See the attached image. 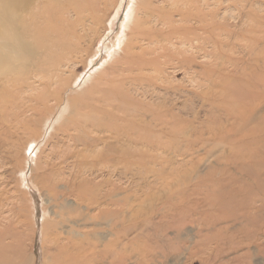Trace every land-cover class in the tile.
I'll return each mask as SVG.
<instances>
[{"label":"rangeland","instance_id":"1","mask_svg":"<svg viewBox=\"0 0 264 264\" xmlns=\"http://www.w3.org/2000/svg\"><path fill=\"white\" fill-rule=\"evenodd\" d=\"M118 2L120 7L115 11L113 7L111 8L110 19H105L101 25H98L96 27L97 32L91 33V39L86 41V45H83L85 50L88 48V55H83L75 63L77 66L75 74H71L74 70H70L66 71L63 76L62 90L65 92L60 98L75 99L76 106L68 105L66 100L64 102L61 100L59 104L55 103L54 100L49 101L48 110H43L36 117L31 116L35 119L38 118L37 120L43 118L41 124L38 125L39 127H33L35 131L32 128L33 131H28L29 133L26 135L14 136L15 138L10 141L6 149L0 148V196L4 198L3 203L5 202L6 205L3 209V215L8 216L9 210H18L13 215L15 218H12L14 222L16 221L15 223H18L20 220L18 212L26 211V208L32 211L34 202H37L40 208L39 221L36 219L37 213L35 218V214L34 216L33 214L28 215V212L31 211L24 212L28 217L31 215L30 218L33 221L30 218L28 220V217L26 218L25 222L28 223H24L26 225H23L22 229L25 235L23 239L18 238L19 243L23 244L26 254L35 260V264H46L43 261L45 254L50 252L49 249L53 247V245H49L52 244V241L49 242L50 240L58 235L63 238L69 237L67 234L70 231L69 226L67 224L62 225L60 221L69 219V217L78 221V216L83 212L84 214L80 215L79 218L90 216L85 224H81L79 221V226H87L82 232L91 234L88 239L93 242L89 243L86 239L87 253L99 252L105 255L103 253L105 252L106 255L107 253L109 255L110 249L115 250L108 243L110 244L109 239L114 231L112 226L117 225L123 231L122 236L127 235L122 240L123 245L120 244L119 248H116L122 259L119 264L145 263L144 256H141L142 252H145L147 258L152 259L149 264H203L199 255L191 261L189 251H185V249L191 242H195L192 240L194 234H197L196 242L198 243L199 233L208 232L209 228L204 225V217L220 214L218 208L214 209L210 206V202H215V195H211L208 185L215 184L219 176L207 178L209 168L216 167L217 164L223 168L228 164L227 167L232 173H239L238 168L242 164H247L243 160L250 157L254 151L263 149L264 154V131L261 130L262 127L251 130L252 133H247L243 138H239L240 140L234 145H227L224 148L215 145L220 141L222 135L220 132L224 128H233L235 117L240 122L242 121V103L249 104L248 107L245 106L246 115L251 114L253 109L255 113L264 111V0H199L200 30L198 33L193 32L195 26L192 24L177 23L175 18L177 25L175 28L179 29L181 33L179 38L182 40L173 39L171 43L163 42V44L162 37L157 36L158 39H161L158 48L149 44L148 41L140 42L136 46V50L134 49V53L139 54L138 57L140 58L136 62L122 55L124 52L122 49L125 48L123 42H126L125 34L116 36L120 32L119 25L126 13L128 0L127 2L126 0H116L115 5ZM153 2L158 6H163L166 10H170L175 3V6L183 5H180L181 3L176 0H173L172 4L169 3L171 0H153ZM44 21L41 24L42 35L32 34V37L36 36L37 38L30 39L33 46L42 44L46 37L58 39L56 36H52V32L56 29V23ZM150 27L155 30L158 27V30L164 31L167 28H163L161 25L155 26L156 28ZM65 32L66 30H62V35ZM147 32L145 34H148ZM115 37L116 43L110 45L111 41L109 40ZM90 40L91 43H89ZM182 42L184 43L181 44ZM155 50H157V55H151L150 53ZM95 53H98L96 62L104 58L109 60V63L102 70L96 71L98 67H93L90 64V58ZM160 55L169 57L167 58L169 65H164V60L159 59ZM142 59L154 63L148 70L139 72L135 69V64L142 62ZM139 74L142 76L141 79L153 80L155 86L149 88L147 86L142 87L140 84L135 85L132 79L137 78ZM83 80H85L83 85H80ZM67 82L68 87L66 88ZM38 85L36 83V90L29 93L33 97L43 93L42 86ZM93 89L101 91L103 94L106 93L108 98L111 93L118 95L120 92H126L135 102L162 101L167 103L166 105L172 113L184 119L187 129L195 127L199 130L198 144L195 146L191 144L193 149L188 147L183 149H144L143 147L129 149L123 147L118 149V155H112L108 149L101 148L103 143H98V149H85L76 145L68 140L67 134L63 132L70 126L69 132L72 133L70 129L76 122L83 128L84 123L91 119V114L88 115L89 111L83 109L81 105L88 100L94 91ZM29 94L28 97H30ZM253 94H260L259 99H253ZM87 95L88 97H86ZM26 106H29L28 102H26ZM77 106L81 109H77ZM73 110L74 113L71 114ZM29 114L31 113L27 114V118H30ZM52 117L54 120L53 123L50 122L51 129H48L46 128L48 124L45 122ZM59 118L62 122L66 120L65 123H62ZM69 123L71 124L68 125ZM58 126H62V128H57ZM54 127L56 131L53 130ZM107 135H105L106 137L101 135V138L108 139ZM189 135L193 136V134ZM205 141L209 143L204 145ZM29 142L33 143L29 144ZM111 159H114V162H111ZM31 168H34V171H31ZM257 169L264 170V166L261 165ZM246 170L242 172L253 177V173L249 169ZM200 177L202 179L210 178V180L200 183ZM68 180L79 186L80 184L85 185L87 192L90 190L91 193L99 192L103 195L105 203L102 212L108 216V220L98 219L99 211L96 208L83 207V211L79 206V200L77 201L73 196L68 197L69 194H66L68 193L66 190L62 192L68 185ZM31 182L35 183L32 184ZM55 184L58 188L55 187ZM51 194H56V199ZM171 198H175L174 201L177 200V202H172ZM48 199L50 200L49 203L47 202ZM203 201L204 203H202ZM54 202L59 206H56ZM229 202L230 200L227 199L224 204ZM12 203L14 204L13 207ZM117 204L120 206H116ZM49 206H53V208ZM43 207L49 210L48 212L46 210V219L43 215ZM74 207L77 211L73 210ZM220 209H223L222 205ZM50 210L58 211L57 216L48 214ZM233 210L234 208L229 204L221 213L228 215ZM86 211L88 215L85 214ZM97 213L98 215L95 217ZM190 216L195 222H190ZM43 217L44 223L50 225L49 228L47 227L49 234L42 228L45 226L42 224ZM90 218L92 219L90 220ZM199 218H202L201 224H199ZM99 220L100 223H98ZM53 223L57 224L56 228L52 226ZM30 224H32L31 229ZM51 226L52 228H50ZM178 226H181V233L179 234L176 230ZM28 230H31L32 233L30 234L31 231ZM192 231L193 233H191ZM10 233L13 234L11 229ZM44 233L47 234V237ZM97 236H103L100 238L101 241H98ZM104 238H107L109 242ZM101 246L104 248L101 249ZM197 246L199 247L195 243L194 248ZM181 252L184 253L181 254ZM245 252L254 254L257 249L255 245L250 247L245 245L238 250H231L228 255L223 257V260L227 262L235 255ZM108 255L106 258L102 257L99 264H111L112 260L109 259L110 255ZM260 255L259 258H256L255 255L252 262L264 264V253ZM107 259L109 260L107 261ZM245 260L251 259L246 258Z\"/></svg>","mask_w":264,"mask_h":264},{"label":"bare ground","instance_id":"2","mask_svg":"<svg viewBox=\"0 0 264 264\" xmlns=\"http://www.w3.org/2000/svg\"><path fill=\"white\" fill-rule=\"evenodd\" d=\"M176 1H179V3H181L180 5H183L175 6V3L170 10H166L163 6L161 7L154 4L153 0H128L126 13L122 19V23L119 25L120 32L116 35L118 37L125 34L126 42H123L125 48L124 50L122 49V51H124L122 53L124 57L131 58V60H135L136 62L137 59H140L138 57L139 54L136 52L134 53V49L136 50L138 43L148 41L149 44L158 48L161 44V39H158L157 36L160 38L162 37V43H171L173 39L182 40L179 38V36H181L179 29L175 28L177 26L175 24V18L177 19V23L192 24L195 26V30L193 31L195 34L199 32V0ZM115 3L116 0H0V148L6 149L10 144V141L15 138L14 136L18 137L21 134L26 135V133H29L28 131H33V127L37 128V126L41 124L43 118L37 120L38 118L35 119V117L43 110L49 109V101L54 100L55 103L59 104V102L61 103V100L63 102L66 100L60 98L65 92L62 90V84L64 81L63 76L65 72L74 70L71 74H75V69L77 67L75 63L78 62L83 55H88V48L85 50L83 45H86V41L91 39V33L97 32L96 27H98V25H101L105 19H110L111 8L113 7L115 11V9L120 7L119 2L117 5H115ZM169 3L172 4L173 0ZM55 9L57 10L55 11ZM50 10H52V13H50ZM44 20L53 24L56 23V29L52 32V36H56L58 39H49L46 37L42 44L33 46L30 39L37 38L36 36L32 37V34H37L38 36L42 35L43 30L41 29V24L45 22ZM157 25H161L163 28L167 27L166 31L158 30V27L160 26L157 27V30L150 27H155ZM62 30H66L64 35L61 33ZM145 31L148 34H145ZM109 41H111L109 43L110 45L116 43V37ZM91 42L92 41L90 40L89 43ZM156 52L157 50L150 54L154 55ZM97 56L98 53H95L90 58V64L93 65V67H98L96 71L102 70L103 67L109 63V60L105 58L96 62L95 59H97ZM167 58L169 57L166 55L159 56V59L164 60V65H169ZM153 63L154 62H151L150 60L146 61L142 59V62L135 64V69L139 72H143L151 68ZM131 69L134 71L132 67ZM141 77V74H139L137 78L134 77L132 79V82L137 86L140 84L142 87L147 86L151 88L155 86L153 80L146 78L141 79ZM84 81L85 80H83L80 85H83ZM36 83L39 84L38 86H42L43 93L39 96L33 97L29 93H33V91L36 90ZM67 87L68 82L66 83V88ZM99 93L102 95H99ZM28 94L30 97H28ZM106 95V93L103 94L101 91L94 90L88 100L84 97V101L86 100V102H83L84 104L81 105V107L89 111L88 115L91 114V119L84 123L85 125L83 128L77 122L74 123L72 125L73 127L70 129L72 133L69 132L70 126H66V129L63 127L65 129L63 133L67 134L68 140H71L76 145H80L85 149H94L98 147V143H103L104 145L101 148L108 149L112 155H118V149H122L123 147L129 149L137 147H143L144 149H183L184 147L192 148L191 144L194 146L195 144H198L199 130L195 127L187 129L185 127L184 119H182L181 116L172 113L171 110L168 109L166 105L167 103L162 101L148 103L135 102L129 96V93L126 92H120L118 95L111 93L109 98ZM259 95L253 94L252 98L258 100ZM86 97H88V95ZM66 101L68 105L76 106L77 104L75 99ZM71 101L73 103H70ZM26 102L29 103V106H26ZM248 105L242 103L243 113L241 116H243V122H240L239 119L235 117L233 128H224V130L220 132L222 134L220 141L215 145L224 148L227 145H234L240 140L239 138H243L247 133H252L251 130H257L262 127L261 130L264 131V111L255 113L253 109L251 114L246 115L247 110L245 106L248 107ZM79 108L80 107L77 106V109ZM71 112V114H73L74 110ZM28 113H31L29 114L30 118H27ZM31 116L35 117L33 118ZM52 118H48L45 122L48 124L46 127L48 129H51L50 122L53 123L54 117ZM84 118L85 116L83 117V120ZM74 120L76 121V119ZM65 121L63 120L62 122L61 120L62 123H65ZM70 124L71 123L68 125ZM59 125L65 126L64 124ZM62 126H58L57 128H62ZM53 130L56 131L55 127ZM189 134H193V136H190ZM101 135H103V137H106L105 135H107L108 139L101 138ZM31 143L33 142H29V144ZM208 143L209 142L205 141L203 144L205 145ZM262 150L263 149L256 150L250 155V157L244 159L243 161H246L247 164H242V166L238 168L240 171L239 173H232L227 167L228 164L223 168H221L219 164H217L216 167L212 166L209 168L207 178L219 176L216 179L215 184L212 183L208 185V188L211 190V195H215V202H210V206L214 209L218 208L220 214L214 216L206 215V217H204V225L208 227L209 230L207 233H199L198 243L196 242L197 234L192 236V240H195V242H191L185 249V251H189V258L191 261L195 256L199 255L203 264H260L254 261L253 263L252 258L255 255L256 258H259L261 256L260 254L264 253V170L257 169V167L261 165L264 166V154ZM111 162H114V159H111ZM246 169H249L251 173H253V177L243 173L244 171H247ZM31 171H34V168ZM207 178L202 179L200 177L199 182L201 183V181L204 182L210 180V178ZM68 181V185L62 192L66 190L68 192L66 194H69L68 197L73 196L77 201L79 200V206L83 211V207L88 209L96 208L97 211H99V215L97 213L95 217L98 215V219L108 220V216L102 212V207L105 203L103 195L99 192L91 193L90 190L87 192L85 185L80 184L79 186L70 180ZM31 183L34 184L35 182ZM56 185L57 184H55V187H57ZM56 194L58 195V193ZM56 194H51V196H55ZM3 199L4 198L0 196V264H35V260L30 258L29 254H26L25 249L22 246L23 244L21 245L19 243V237L23 239L25 235L23 234L24 232H22L23 225L28 223L25 222L28 216H26L27 214L24 212L31 210L26 208V211H22L20 209L21 211L18 212L20 220H18V223H15L16 221L14 222L12 218H15L13 215L15 214V211L18 210L13 208L14 210L8 211V216H4L3 209L6 205L4 204L5 202L3 203ZM49 199L47 200L48 203L50 202ZM227 199H229L230 202L224 204ZM174 200L175 198H171L172 202H177V200ZM202 203H204V201ZM229 204L232 205L234 210L228 215L222 214L221 212L223 209L228 207ZM11 205L13 207L14 204L12 203ZM221 205L223 206V209H220ZM53 206L49 207L53 208ZM56 206L59 205L56 204ZM56 206L54 208H56ZM71 206L73 207V205ZM116 206H120V204H117ZM44 207L43 215L46 219L49 210ZM77 209L79 208L77 207ZM73 210L77 211L75 210V207ZM61 211L63 210L61 209ZM57 212L50 210L48 214L57 216ZM29 214H33V216L35 214V218L39 221L40 208L36 201L34 202L32 211L28 212V215ZM82 214H84V212ZM82 214L80 215L82 216ZM85 214L88 215V212ZM51 215L50 217L52 218ZM80 215L78 216V221H74L75 219L73 220L71 217L68 219L67 215L65 216L67 219H64L62 222L60 221L62 225L67 224L69 226L70 231L67 233L69 237L67 238V236H65L66 238H63L58 235L53 238V240L49 241H52V244L49 245H53V247L52 249H49L50 252L47 253L46 251L47 254H45L46 256L43 260L46 264H99V260H101L102 257L106 258L108 253L106 255L105 252H103L105 255L99 252L94 253L93 251L92 254H90L91 252L87 253L88 251L85 242L86 239L89 243L92 242V240L88 239L91 234L82 232L86 225L79 226V221L81 224H85L90 215H88L87 218H79ZM30 217L32 216L30 215ZM30 217H28V220ZM61 217H63V215H61ZM31 219L32 218H30V220ZM91 219L92 218H90V220ZM190 219L191 223L195 222L192 217ZM42 220L43 226L45 225L42 228L47 233L50 225L44 223V217ZM201 221L202 218H199V224H201ZM98 223H100V220ZM31 225L32 224H30V226ZM52 226L56 228L57 224L53 223ZM52 226L50 228H52ZM76 227L79 228L77 229ZM112 227L114 231L110 236V244L108 243V245L114 247L115 250L110 249L111 247L109 248V259L112 260L111 264H119L122 259L120 253L116 251V248H119L120 244L123 245L122 240L125 239L127 235L125 237L122 236L123 231H121L119 226L114 225ZM31 228L32 226L30 229ZM10 229L13 231V234L10 233ZM63 229L65 230L66 228ZM176 230L178 234L181 233V226H178ZM29 233L31 234L32 231ZM46 233H44V235ZM191 233H193V231ZM45 236L47 237V234ZM93 236L92 233V237ZM101 237H98L99 240L98 238L97 240L101 241ZM105 240L109 242L107 238ZM195 243L196 245H199V247L197 246L194 248ZM245 245L246 247L255 245L257 249V252H255L256 254L245 252L244 254L235 255L227 262H224L223 257L228 255L231 250H238ZM103 248L104 247L101 249ZM183 253L184 252H181V254ZM141 256H144L145 258V263L143 264H149L150 260H152L146 257L145 252H142ZM246 258H250L251 260L246 261ZM109 259H107V261Z\"/></svg>","mask_w":264,"mask_h":264}]
</instances>
